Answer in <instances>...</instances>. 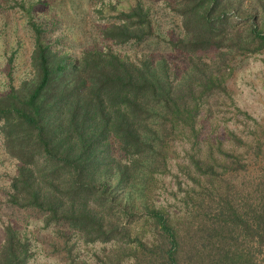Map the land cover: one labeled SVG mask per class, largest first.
<instances>
[{
  "label": "trees",
  "instance_id": "16d2710c",
  "mask_svg": "<svg viewBox=\"0 0 264 264\" xmlns=\"http://www.w3.org/2000/svg\"><path fill=\"white\" fill-rule=\"evenodd\" d=\"M155 2L179 18L176 38L157 34ZM91 3L102 40L155 39L186 66L111 48L75 57L19 4L32 74L0 93V143L15 168L4 203L41 215L69 264H87L79 243L101 248L95 264H264V131L248 143L199 127L211 102L231 98L234 61L264 53V0ZM1 229L0 264H31L30 238Z\"/></svg>",
  "mask_w": 264,
  "mask_h": 264
},
{
  "label": "rangeland",
  "instance_id": "374dc122",
  "mask_svg": "<svg viewBox=\"0 0 264 264\" xmlns=\"http://www.w3.org/2000/svg\"><path fill=\"white\" fill-rule=\"evenodd\" d=\"M131 3L133 0H124L123 4L128 6ZM19 4H24L29 10L33 5L31 15L48 29L47 40L75 57L89 49L104 51L111 48L122 57L133 60L147 55L155 59L165 58L177 70L186 66L184 55L155 39L125 46L102 40L98 33L100 23L93 13L91 0H0V93L8 91L11 85L17 86L32 74L30 56L33 41L27 26V10L23 13ZM149 7L157 34L166 39L176 38L179 18L161 2L149 3ZM232 65L233 75L227 81L231 98H220L216 104L211 102L212 112H203L199 127L203 137L215 134L223 138L230 130L250 143L261 135V130L264 131V53L238 57ZM178 150L182 152L183 148ZM14 169L0 143V244L1 226L10 223L30 238L34 252L31 264H69L62 251L63 241L53 233L54 228L43 229L41 215L8 207L4 203V190ZM173 169L177 172L174 162ZM76 248L80 259L87 264H95L93 252L101 253L99 246L90 248L79 243Z\"/></svg>",
  "mask_w": 264,
  "mask_h": 264
}]
</instances>
